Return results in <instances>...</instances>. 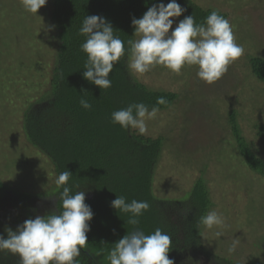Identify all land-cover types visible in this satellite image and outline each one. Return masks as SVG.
I'll use <instances>...</instances> for the list:
<instances>
[{
	"label": "rangeland",
	"instance_id": "374dc122",
	"mask_svg": "<svg viewBox=\"0 0 264 264\" xmlns=\"http://www.w3.org/2000/svg\"><path fill=\"white\" fill-rule=\"evenodd\" d=\"M192 1L227 13L245 52L213 84L199 79L195 66L180 74L163 66L141 76L129 72L153 91L178 95L171 108L147 122L145 135L165 140L155 193L181 200L204 176L212 210L225 213L226 223L219 238L212 235L217 229H204V247L237 264H264V209H259L264 180L242 163L229 122L235 111L245 138L259 144L255 126L264 124V84L252 75L249 59L264 58V0ZM52 4L48 0L38 16L25 11L21 0H0V181L11 190L32 194L40 216L54 209L56 173L51 159L28 142L23 118L51 89L58 45ZM179 21L174 20L173 29ZM236 239L239 245L230 254L228 248ZM216 260L199 254L194 264H217Z\"/></svg>",
	"mask_w": 264,
	"mask_h": 264
},
{
	"label": "trees",
	"instance_id": "16d2710c",
	"mask_svg": "<svg viewBox=\"0 0 264 264\" xmlns=\"http://www.w3.org/2000/svg\"><path fill=\"white\" fill-rule=\"evenodd\" d=\"M161 2L167 4L169 0H53L51 18L58 32V45L51 89L25 113L23 129L28 142L51 159L56 178L66 170L72 173V193L84 191L85 203L93 211L88 244L76 258L77 264H110L107 256L115 244L137 228L146 235L156 228L167 233L172 238L169 259L174 264H194L199 254L212 262L217 259V264H237L220 258L202 244L205 227H198V221L214 207L206 178H199L181 200L159 198L154 183L164 138H149L112 122L111 114L129 104L144 103L151 109L157 106V98L163 97L167 104L158 107L165 111L178 95L153 91L135 81L128 71L127 54L110 73L111 88L101 90L83 77L87 55L81 45L86 37L80 34V28L86 16L106 18L114 35L125 42L127 52V42L136 38L133 17L141 18L149 7ZM177 2L187 9L179 20L191 15L196 23H204L214 11L192 0ZM217 12L228 20L227 13ZM249 64L252 75L264 84V58L251 56ZM82 96L92 105L91 110L81 107ZM229 122L242 163L264 180V124L255 126L259 144H254L243 135L235 111ZM61 192L62 187L56 185L55 206L48 214L63 210ZM117 196H124L129 203L135 199L150 204L139 217V225L128 224L129 214L111 206ZM36 206L32 194L11 190L0 181V235L7 238L6 229L15 231L25 220L34 219L38 215ZM259 209H264L263 202ZM0 264H20V259L6 250L0 251Z\"/></svg>",
	"mask_w": 264,
	"mask_h": 264
},
{
	"label": "clouds",
	"instance_id": "9594fccd",
	"mask_svg": "<svg viewBox=\"0 0 264 264\" xmlns=\"http://www.w3.org/2000/svg\"><path fill=\"white\" fill-rule=\"evenodd\" d=\"M48 0H21L25 11L38 15ZM187 11L177 0L153 4L141 18L132 19L134 37L130 39L126 52L125 42L114 35V29L106 18L86 16L80 34L86 37L81 50L87 55L83 77L101 90L111 88L109 78L114 66L127 54L128 70L135 76L150 72L156 66H163L173 73L180 74L185 67L195 66L196 75L202 81L213 84L228 70V66L244 55L243 46L236 42L233 27L229 20L217 11H212L204 23H196L194 16H184L173 29L174 20ZM39 16V15H38ZM84 94L86 90H82ZM163 97H158L157 106L151 109L144 103L129 104L126 108L114 111L111 119L114 124L128 130H136L144 135L148 132L147 122L157 118L159 105H166ZM80 105L91 110L92 105L83 96ZM72 173L61 172L55 179L60 193L62 211L59 214L29 218L17 230L6 229L7 238L0 235V251H8L19 256L20 264H77L76 258L88 244L87 233L93 219V211L85 203L82 190L72 193L69 184ZM79 187V186H76ZM111 206L118 212L129 214L127 223L139 225V217L150 208L147 201L126 202L124 196H117ZM198 227L217 229L214 235L219 238L226 227L225 218L215 210L200 216ZM239 240H233L228 252L234 253ZM172 238L160 228L146 235L138 228L127 233L110 251L107 259L110 264H174L169 259Z\"/></svg>",
	"mask_w": 264,
	"mask_h": 264
}]
</instances>
